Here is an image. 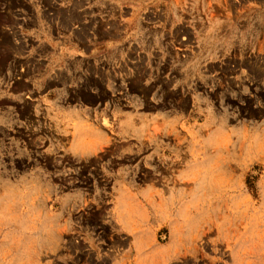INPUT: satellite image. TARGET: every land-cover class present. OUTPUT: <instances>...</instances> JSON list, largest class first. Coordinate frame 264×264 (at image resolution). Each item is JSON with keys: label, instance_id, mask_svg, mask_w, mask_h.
I'll return each mask as SVG.
<instances>
[{"label": "rangeland", "instance_id": "obj_1", "mask_svg": "<svg viewBox=\"0 0 264 264\" xmlns=\"http://www.w3.org/2000/svg\"><path fill=\"white\" fill-rule=\"evenodd\" d=\"M148 186L206 197L151 264H264V0H0V264L122 260L112 203Z\"/></svg>", "mask_w": 264, "mask_h": 264}, {"label": "crops", "instance_id": "obj_2", "mask_svg": "<svg viewBox=\"0 0 264 264\" xmlns=\"http://www.w3.org/2000/svg\"><path fill=\"white\" fill-rule=\"evenodd\" d=\"M122 112L123 110L117 107L112 109V106L110 108L89 109L80 105L60 106L58 109L52 111L56 118L64 124L77 121L84 116L96 117L97 115L105 114L111 117H120L123 115ZM160 115L165 116L166 113L163 111L157 113L148 112L145 116L147 119H152L155 116L160 117ZM168 116L171 117V115ZM74 143L76 144V140ZM71 145V147H73L74 144L71 143ZM166 151L167 150H164V154L167 153ZM155 153V150H152L150 154L146 157L144 156L143 159H150ZM189 164L181 169L175 181L180 183L189 181ZM151 189V186L134 188L132 190L121 188L117 193L111 206V216L118 230L127 236L128 242L126 243L124 251L119 254L122 260L108 259L107 261L110 262V264H122L126 259L129 260L131 264H151L152 261L166 263L168 261H176L183 258L182 256H179V258L177 256L173 257L174 249L172 251V248L179 245V242L183 240L181 236L190 235L192 231L186 229L183 219L175 215L177 208L181 204L180 199H190L192 192H189V196H182L185 192L181 191V186L170 187L166 192L164 202L162 201V206L166 204L167 209L165 212H161V215H157L152 201L155 197V191ZM204 194H200L196 198H194V196L191 198L200 203V198H206ZM189 202L182 203V206L189 204ZM158 224H164L163 226L169 229L167 232V239L160 241L159 245L155 244L152 248L148 249V246L154 240V236L159 234L158 230L155 231L153 229L154 227L157 228ZM172 225H174L173 228L176 230L174 236L172 235ZM157 251H160V255H157Z\"/></svg>", "mask_w": 264, "mask_h": 264}]
</instances>
